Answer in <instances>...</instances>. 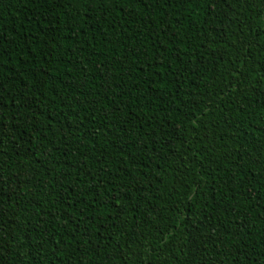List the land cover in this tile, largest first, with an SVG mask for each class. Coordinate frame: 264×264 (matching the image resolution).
<instances>
[{"label":"trees","instance_id":"16d2710c","mask_svg":"<svg viewBox=\"0 0 264 264\" xmlns=\"http://www.w3.org/2000/svg\"><path fill=\"white\" fill-rule=\"evenodd\" d=\"M0 264H264V0H0Z\"/></svg>","mask_w":264,"mask_h":264}]
</instances>
